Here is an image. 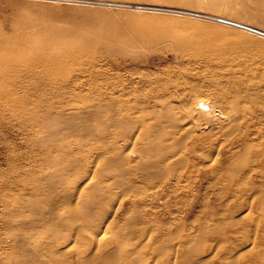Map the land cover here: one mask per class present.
Returning a JSON list of instances; mask_svg holds the SVG:
<instances>
[{"label":"bare ground","instance_id":"6f19581e","mask_svg":"<svg viewBox=\"0 0 264 264\" xmlns=\"http://www.w3.org/2000/svg\"><path fill=\"white\" fill-rule=\"evenodd\" d=\"M56 50L0 43L1 65L25 67L0 90V125L24 144L0 167V264H264V79L206 62L124 93L71 77L99 59ZM243 208L262 216L240 223Z\"/></svg>","mask_w":264,"mask_h":264},{"label":"rangeland","instance_id":"374dc122","mask_svg":"<svg viewBox=\"0 0 264 264\" xmlns=\"http://www.w3.org/2000/svg\"><path fill=\"white\" fill-rule=\"evenodd\" d=\"M185 11L188 14L184 15ZM216 17L237 18L264 29V0H0V43L29 50L54 45L57 49L54 53L63 48L82 49L84 57L99 59L97 67L100 69L96 67L98 73L95 74L79 70L80 73L71 77L79 78L84 85L99 86L108 81L117 85L123 80L118 85L126 88L122 90L124 93H131L135 86L137 89V78L143 73L157 76L170 72L178 76L182 69H203L206 62L231 66L237 75L248 69L264 79V39L224 25ZM32 68H36L33 71L36 73L29 74L39 77L42 68L37 65ZM0 69L9 70L8 74L0 73V90L15 86L13 81L25 71L20 64H0ZM99 73L104 75V81ZM50 78L56 79L55 76ZM43 98L45 96L37 95L33 100L39 102ZM6 114L4 117L9 116L8 112ZM8 128L0 125V167L3 168L5 157L13 149L24 146L15 131ZM0 182L5 185L6 177L0 178ZM256 189L243 192L244 196H235L232 203L241 196L244 198L238 201L245 202H241L245 206ZM206 196L209 197L206 200L215 205L220 202L215 201L210 192ZM7 211L0 200V223H9ZM257 211L252 209L246 213L243 208L235 217L242 220L240 223H257L255 218L262 216L261 209ZM240 214H251V217ZM199 215L196 220L201 218ZM191 219L195 217H190L186 223H191Z\"/></svg>","mask_w":264,"mask_h":264}]
</instances>
